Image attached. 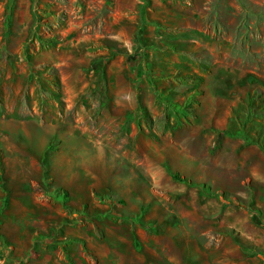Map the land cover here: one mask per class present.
I'll return each mask as SVG.
<instances>
[{
	"label": "rangeland",
	"instance_id": "rangeland-1",
	"mask_svg": "<svg viewBox=\"0 0 264 264\" xmlns=\"http://www.w3.org/2000/svg\"><path fill=\"white\" fill-rule=\"evenodd\" d=\"M6 1L0 264H264V0Z\"/></svg>",
	"mask_w": 264,
	"mask_h": 264
},
{
	"label": "crops",
	"instance_id": "crops-1",
	"mask_svg": "<svg viewBox=\"0 0 264 264\" xmlns=\"http://www.w3.org/2000/svg\"><path fill=\"white\" fill-rule=\"evenodd\" d=\"M208 2H209V0H204L205 4L203 5V7H204L203 11H206L207 9L210 8V6L207 4ZM10 9L11 8H9V4L7 1L4 3V0H0V59L4 53H5V56L6 55L7 56L13 55L12 53L8 54L7 51H4V49L7 48L12 43L13 34H14L13 22H12L13 19H8V14H9L8 11ZM203 33H205V32H203ZM15 53L20 54L21 52L15 51ZM16 56L18 57L20 55H16Z\"/></svg>",
	"mask_w": 264,
	"mask_h": 264
},
{
	"label": "trees",
	"instance_id": "trees-1",
	"mask_svg": "<svg viewBox=\"0 0 264 264\" xmlns=\"http://www.w3.org/2000/svg\"><path fill=\"white\" fill-rule=\"evenodd\" d=\"M255 99L256 98H252V97L250 99L251 101L248 104V113H247L248 116H246L245 120L247 121V118H251V120L253 122H258V126H260V127H262L264 129V125L261 124L262 123L261 120L264 121V105L258 104V102ZM237 120H238V123L241 124V126L239 128V132H240L241 135H243L244 134L243 132L245 130L244 126H243L244 124H242L243 121L241 122L239 117L237 118ZM221 135H223V134H221ZM247 138H250V136H247ZM251 141L253 143H257L259 146L264 148V143L262 141H256L255 138L254 139L251 138ZM174 177L177 178V179H181V176L178 173H175ZM182 180L185 181L186 179L182 178Z\"/></svg>",
	"mask_w": 264,
	"mask_h": 264
}]
</instances>
